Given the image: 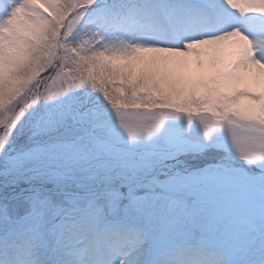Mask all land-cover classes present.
<instances>
[{"label": "rangeland", "instance_id": "rangeland-1", "mask_svg": "<svg viewBox=\"0 0 264 264\" xmlns=\"http://www.w3.org/2000/svg\"><path fill=\"white\" fill-rule=\"evenodd\" d=\"M20 1L10 0L8 16ZM150 1L176 5L174 20L185 25L187 17V26L197 25L203 35L183 8L193 0ZM43 3L31 0L25 17L38 12L49 20L53 28L45 35L11 29L17 14L4 19L0 5V147H12L0 172V246L32 245L47 254L45 264L52 257L64 263L83 246L76 235L84 224L110 243L127 230L132 238L118 253L141 250L138 264H193L201 257L195 263L239 264L250 253L264 256V110L236 102L262 92L243 84L236 91L235 84L227 99H214L205 78L200 88L184 84L167 99L150 93L142 78L116 82L123 80L90 68L88 52L132 30L119 14L134 2L56 0L59 13ZM137 28L142 35L133 37L148 41L145 24ZM69 227L74 239L62 233Z\"/></svg>", "mask_w": 264, "mask_h": 264}, {"label": "bare ground", "instance_id": "bare-ground-1", "mask_svg": "<svg viewBox=\"0 0 264 264\" xmlns=\"http://www.w3.org/2000/svg\"><path fill=\"white\" fill-rule=\"evenodd\" d=\"M43 1L47 10L50 7L55 13L61 11L55 5L56 0ZM134 2L135 5L128 10L125 16H121L124 25L131 27L132 30L119 34L114 39L113 45L110 40L107 45L102 46L103 40L99 39L100 44L95 45L93 50L88 52V54L94 55L93 61L90 62V68L98 66L94 69L100 70L99 72H103L107 77L112 76L113 79L123 80H114L123 84L135 83L142 78L143 82L149 84L147 88L152 89V91L149 89L150 93L158 92L167 99L184 84L200 88L205 78L214 87L213 91L216 93L212 92L216 97L214 99L218 97L227 99L235 84L236 91H242L239 84H243L246 87L243 86L244 89L258 90L262 93L256 94L255 97L252 93L244 94L246 97L248 96V99H240L236 102L239 105H250V107L257 105L264 110V82L262 83L264 67L259 66L264 61V0H198L192 7L185 5L183 8L189 11L193 19L197 20L203 35H197L190 30L189 26L183 25V22L176 19L174 21L179 25L174 23L173 26L177 29L176 32L180 37L176 32L165 31L160 26L161 23L164 24L171 19L172 7L176 5H170L169 2L167 5L162 1L159 7H156L150 0H135ZM199 2L205 3L207 8L210 6L217 8L218 12L212 14L204 9ZM30 4L31 0H21L17 3L11 12L17 14V17L13 18L11 29H17L21 25V27L25 26L28 31H34L37 34L45 35L48 30L51 32L52 23L44 17H40L38 12H34L33 19L25 17L26 11L31 8ZM34 7L42 10L38 5ZM162 12H165L168 17L166 14L162 16ZM11 15L7 18H10ZM142 22L149 29L147 35L150 38L148 41L133 37V35H142L139 28L133 30L134 26ZM12 38H16L14 32ZM250 40H253V44ZM242 42H244L243 46ZM179 46H183L184 49H179ZM188 49H197V53ZM198 52L200 53L198 54ZM132 72H135L136 75L121 79L123 75L126 76ZM149 74L153 75L150 81L147 78ZM184 75L187 76V81H185ZM227 103L230 104L229 101ZM212 104L216 106L217 102L212 101ZM136 223L139 229L143 228V217L137 216ZM80 228L81 232L76 236L83 240V246L69 252L64 257V263L61 260V264H92L95 261L102 264L105 260H111L109 264L115 260L118 261L117 264H138L143 258L141 250H137L131 257L129 255L120 257L121 255L118 253L120 243L132 238L127 230H123V236L115 235L116 238H111L113 241L110 243L108 237L96 236L86 228V225L83 224ZM62 233L70 236L69 238L74 235L71 239L76 237L74 227L62 228ZM94 243H100L103 249L101 251L94 250ZM132 244L137 246L138 240L133 239ZM0 250V263L4 264H45V256H47V254L36 251L32 245L31 249L19 246L10 249L0 247ZM1 255H5V258ZM260 258L263 257L257 253H250L249 256L246 255L241 259L240 264H250ZM87 259H90L91 262L88 263ZM201 260L204 261L205 258L202 257ZM217 263L222 264L221 261H217Z\"/></svg>", "mask_w": 264, "mask_h": 264}]
</instances>
